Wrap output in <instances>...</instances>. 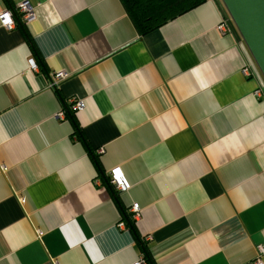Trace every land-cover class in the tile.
<instances>
[{
	"label": "crops",
	"instance_id": "1",
	"mask_svg": "<svg viewBox=\"0 0 264 264\" xmlns=\"http://www.w3.org/2000/svg\"><path fill=\"white\" fill-rule=\"evenodd\" d=\"M23 1L0 25V264H264V83L220 1L142 36L119 0L0 13Z\"/></svg>",
	"mask_w": 264,
	"mask_h": 264
},
{
	"label": "built area",
	"instance_id": "2",
	"mask_svg": "<svg viewBox=\"0 0 264 264\" xmlns=\"http://www.w3.org/2000/svg\"><path fill=\"white\" fill-rule=\"evenodd\" d=\"M31 7L28 4V2H21L18 3L13 9L10 10H3L0 13V25L7 29H13V17L15 15L18 16L19 20L21 22H28L31 18H32V11H31ZM227 21L228 19H220V21L218 22V24L216 25V30L219 32H226L227 30ZM27 67L29 70L31 71H35L36 69V64L34 62V60L32 58H28L27 59ZM241 73L244 76H249L251 75V71L250 68L247 64L242 65L241 69H240ZM67 77V74L64 72H56L52 75V80H51V85L52 86H56V84L65 79ZM261 87L258 88L254 94L258 95L259 93H261ZM70 112H75V111H80L83 108V103L79 100H75V99H70L69 101V105L67 106ZM58 117H63V113L59 112L58 113ZM107 182L109 184V186L115 190L116 192H121L124 191L128 188V184L125 181L120 169L118 167H114L112 169H110L108 171V175H107ZM19 203H23L22 199L19 200ZM128 214L130 215L131 219H135L136 217H138L139 214V209L136 203H132L130 205V207L128 208ZM118 228H122L123 227V222L120 221L117 224ZM37 235L39 236L40 233H37ZM146 239H148V237H146ZM262 251L261 248L258 249V252L260 253ZM131 264H146L144 258L142 256L138 257L135 261H133ZM255 264H260L259 260L255 261Z\"/></svg>",
	"mask_w": 264,
	"mask_h": 264
},
{
	"label": "water",
	"instance_id": "3",
	"mask_svg": "<svg viewBox=\"0 0 264 264\" xmlns=\"http://www.w3.org/2000/svg\"><path fill=\"white\" fill-rule=\"evenodd\" d=\"M219 1L264 81V0Z\"/></svg>",
	"mask_w": 264,
	"mask_h": 264
},
{
	"label": "trees",
	"instance_id": "4",
	"mask_svg": "<svg viewBox=\"0 0 264 264\" xmlns=\"http://www.w3.org/2000/svg\"><path fill=\"white\" fill-rule=\"evenodd\" d=\"M125 14L139 35H144L157 29L163 23L174 19L178 15L196 7L205 0H119ZM69 118L73 115L68 107L64 108ZM74 135L80 134L79 127L74 123ZM95 157V156H94ZM96 158V157H95ZM109 186V185H108ZM110 189H112L109 186ZM113 193H117L112 189ZM133 224V221H130ZM146 253L143 258L146 262ZM147 264V262H146Z\"/></svg>",
	"mask_w": 264,
	"mask_h": 264
},
{
	"label": "rangeland",
	"instance_id": "5",
	"mask_svg": "<svg viewBox=\"0 0 264 264\" xmlns=\"http://www.w3.org/2000/svg\"><path fill=\"white\" fill-rule=\"evenodd\" d=\"M231 22V21H230ZM232 23V22H231ZM251 62H252V64H253V66L255 67V69L257 70V72H258V69L256 68V66H255V64H254V62L252 61V59H251ZM259 73V72H258ZM259 75H260V73H259ZM260 77H261V75H260ZM261 79H262V77H261ZM262 81H263V79H262ZM263 83H264V81H263ZM127 219L129 220V218H128V216H127ZM120 222V221H119Z\"/></svg>",
	"mask_w": 264,
	"mask_h": 264
}]
</instances>
